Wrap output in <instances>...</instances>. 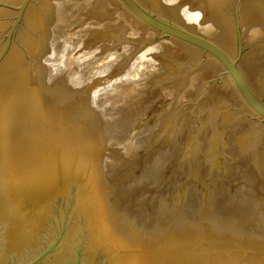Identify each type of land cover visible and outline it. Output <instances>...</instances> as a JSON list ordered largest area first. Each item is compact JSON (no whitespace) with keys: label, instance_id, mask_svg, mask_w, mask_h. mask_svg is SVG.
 I'll return each instance as SVG.
<instances>
[{"label":"water","instance_id":"95a60500","mask_svg":"<svg viewBox=\"0 0 264 264\" xmlns=\"http://www.w3.org/2000/svg\"><path fill=\"white\" fill-rule=\"evenodd\" d=\"M0 264H264V0H0Z\"/></svg>","mask_w":264,"mask_h":264}]
</instances>
